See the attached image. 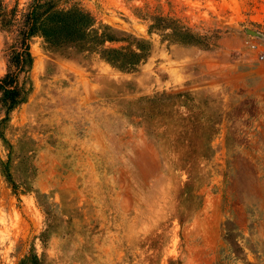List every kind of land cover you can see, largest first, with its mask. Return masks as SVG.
<instances>
[{"label": "rangeland", "instance_id": "1", "mask_svg": "<svg viewBox=\"0 0 264 264\" xmlns=\"http://www.w3.org/2000/svg\"><path fill=\"white\" fill-rule=\"evenodd\" d=\"M67 1L148 53L30 41L0 105V264H264V0Z\"/></svg>", "mask_w": 264, "mask_h": 264}, {"label": "trees", "instance_id": "2", "mask_svg": "<svg viewBox=\"0 0 264 264\" xmlns=\"http://www.w3.org/2000/svg\"><path fill=\"white\" fill-rule=\"evenodd\" d=\"M0 29L7 34L8 66L0 78V105L12 111L23 100L20 74L29 65V45L41 38L50 48L71 47L81 52L98 54L122 70H134L148 53V44L141 40H120L109 27L98 25L95 17L67 0H29L17 10L0 8ZM119 41L127 45L113 46Z\"/></svg>", "mask_w": 264, "mask_h": 264}, {"label": "built area", "instance_id": "3", "mask_svg": "<svg viewBox=\"0 0 264 264\" xmlns=\"http://www.w3.org/2000/svg\"><path fill=\"white\" fill-rule=\"evenodd\" d=\"M247 47H248L249 52H251V53L257 54L259 52V48L255 44H249ZM258 57L260 59L263 58V56L261 54H259Z\"/></svg>", "mask_w": 264, "mask_h": 264}]
</instances>
